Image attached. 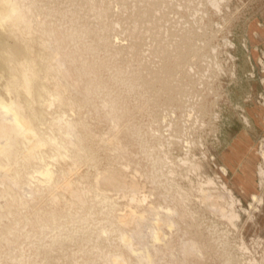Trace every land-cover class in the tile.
I'll return each instance as SVG.
<instances>
[{"label": "rangeland", "instance_id": "1", "mask_svg": "<svg viewBox=\"0 0 264 264\" xmlns=\"http://www.w3.org/2000/svg\"><path fill=\"white\" fill-rule=\"evenodd\" d=\"M5 1L0 264H264V0Z\"/></svg>", "mask_w": 264, "mask_h": 264}, {"label": "bare ground", "instance_id": "2", "mask_svg": "<svg viewBox=\"0 0 264 264\" xmlns=\"http://www.w3.org/2000/svg\"><path fill=\"white\" fill-rule=\"evenodd\" d=\"M1 1V0H0ZM7 1V0H6ZM5 1V2H6ZM32 1V0H31ZM136 1H138V0H136ZM10 2H11V0H10ZM99 2V1H98ZM106 2V1H105ZM131 2V1H130ZM171 2V1H170ZM7 3V2H6ZM34 3V2H33ZM31 4V3H30ZM145 4V3H144ZM192 4V3H191ZM83 5V4H82ZM3 6H4V4H3ZM35 6V5H34ZM140 6V5H139ZM16 6L15 5H12V4H8L7 3V5L3 8V9H0V25H2L6 20H8V18H10V12H12L14 9H16L15 8ZM73 7H75V6H73ZM130 7V6H129ZM169 8H170V6H168ZM167 7V8H168ZM78 8V7H77ZM160 8H162V7H160ZM164 8V7H163ZM89 9V8H88ZM143 9V8H142ZM119 10V9H118ZM126 10V9H125ZM77 11V10H76ZM135 11V10H134ZM143 11V10H142ZM103 12V11H102ZM129 13V12H128ZM81 14V13H80ZM104 14V13H103ZM106 14V13H105ZM86 16V15H85ZM24 17H22L21 19H20V21L21 22H23L24 21ZM19 20V19H18ZM73 21V20H72ZM90 21V20H89ZM3 22V23H2ZM7 22V21H6ZM2 23V24H1ZM146 27V26H145ZM135 28H136V26H135ZM101 30V29H100ZM86 30H84L83 28H81V30H79V31H77V33L78 34H82V33H84ZM137 34V33H136ZM73 35L74 34H68V35H65L66 36V38H67V40H71L72 39V37H73ZM65 36H62V35H60V37H59V39L60 40H62V41H64V38H65ZM101 36V35H100ZM65 41H66V39H65ZM95 41V40H94ZM92 42V41H91ZM0 43H2V40L0 39ZM97 46H98V44H96ZM95 48L97 49V47H92L91 48V50H95ZM16 52H17V48L16 47H14L13 48V53L14 54H16ZM8 56V55H7ZM6 56V53L5 52H3V51H0V63H3V62H6L7 61V57ZM75 57V54L73 55V56H70V57H65V58H63V63H68L69 61H71L73 58ZM11 59H12V57H11ZM90 65V64H89ZM99 65V64H98ZM96 63H95V67H97L98 66ZM56 66V65H55ZM92 69H94L93 67H91V65H90V67H89V71H91ZM32 74H33V72H32ZM173 76V75H172ZM172 80V79H171ZM173 81V80H172ZM107 92L108 93H110L111 92V89L110 90H107ZM120 94L118 93L117 95H116V99L118 98H120V96H119ZM106 96V95H105ZM7 106H8V109L11 111V112H14V113H17L18 114V119L15 121V122H4L5 121V119H3V117H2V119L4 120H2L1 122H0V137L1 136H3V135H7V134H9V132L10 131H17V132H19V134H24V133H28V131H34V125H33V123L31 122V121H29V116L28 115H26L25 114V112H23V109H22V105H21V103L18 101V100H12V101H10L8 104H7ZM114 112V114L112 115V118H113V120L115 119L116 120V118H120V115L119 114H115V112H117L116 110H114L113 111ZM67 123V122H66ZM67 125V124H66ZM69 129H68V133H70L71 132V130L73 129V127H74V125L73 124H70L69 126ZM32 134V133H31ZM30 134V135H31ZM65 135V134H64ZM63 135V136H64ZM69 139V138H68ZM184 143H185V141H184ZM41 145V141L39 142V146ZM0 151H2V152H4L7 156H9L10 154V158L13 156V153H14V151H13V138L10 136L9 137V139L6 141V143L5 144H1L0 143ZM226 153V152H225ZM185 156V155H184ZM180 158V157H179ZM10 164V163H9ZM1 169V168H0ZM219 169H220V171H221V167L219 166ZM1 171V170H0ZM222 173V172H221ZM47 174L48 175H46V176H48V177H52L51 176V172L50 171H48L47 170ZM7 175V174H6ZM45 176V175H44ZM258 178H259V180H263L264 179V170L263 169H260L259 171H258ZM48 183V182H47ZM103 183V182H102ZM26 186V185H25ZM106 186V185H105ZM135 187V186H134ZM222 187L223 188H225L231 195H232V197H233V199H234V201H238V202H240V203H242V199L239 197V196H236L235 195V190H234V188L232 187V186H229L228 184H227V182H225V181H222ZM139 192V191H138ZM97 193V192H96ZM140 194V193H139ZM262 196H263V194L262 195H258L255 191H253V190H251L250 191V197H251V200H253V199H256L258 202H261L262 200H263V198H262ZM143 197V196H142ZM252 202V201H251ZM249 208V207H248ZM156 211V210H155ZM134 214V211L133 212H131V213H128V214ZM158 215V214H157ZM93 216V215H92ZM141 216H142V214H141ZM152 216V215H151ZM159 216V215H158ZM166 216V215H165ZM119 217V216H118ZM131 217V216H130ZM126 218H128V216L126 217ZM143 218V217H142ZM156 218V217H155ZM55 220H57V221H59V218L56 216V218H55ZM119 220V219H118ZM162 220V219H161ZM148 221V220H147ZM154 221V220H153ZM122 222V221H121ZM124 222V221H123ZM122 222V223H123ZM163 223V222H162ZM67 224V223H66ZM156 224H158L157 223V220H156ZM145 226V225H144ZM102 230V229H101ZM68 231V230H67ZM66 231V232H67ZM143 231H145V229L143 230ZM150 232V231H149ZM73 234V233H72ZM92 235V234H91ZM103 235V234H102ZM147 235H150L149 233L147 234ZM147 235H145V236H147ZM158 233L157 232H154V237H155V239L154 240H156V239H158ZM161 235V234H160ZM162 235H163V233H162ZM161 235V236H162ZM105 236V235H104ZM143 235L140 233L139 235H138V237H142ZM62 237H64V236H62ZM163 237V236H162ZM124 239H126V240H128V237L126 238V236H124L123 237ZM130 238V237H129ZM148 238H150V237H148ZM160 238V237H159ZM181 238H183V237H181ZM90 239V238H89ZM124 239H121V240H124ZM59 240V239H58ZM150 240V239H149ZM161 240V239H160ZM136 241V240H135ZM152 241V240H151ZM62 242V241H61ZM66 242H67V240H66ZM138 242V241H137ZM141 242V241H140ZM65 243V242H64ZM127 243V242H126ZM62 244H63V242H62ZM61 244V245H62ZM145 244V243H144ZM186 244V243H185ZM137 246V245H136ZM66 248V247H65ZM128 249V248H127ZM50 250V249H49ZM145 250V249H144ZM132 251V250H131ZM132 254L134 253L135 254V252H131ZM138 253V252H137ZM142 253V252H141ZM149 253V252H148ZM46 254V253H45ZM111 254V253H110ZM116 254V253H115ZM119 254V253H118ZM139 254V253H138ZM145 254V253H144ZM147 254V253H146ZM145 254V255H146ZM122 255V254H121ZM143 255V254H142ZM149 254H147V256H148ZM140 256V255H139ZM106 257V256H105ZM104 257V258H105ZM115 259V258H114ZM148 263L149 262H151V257L150 256H148ZM146 259V260H147ZM113 260V259H112ZM117 260V259H116ZM126 260V259H125ZM111 261V260H110ZM113 262H114V260H113ZM112 262V263H113ZM117 262V261H116ZM75 263V262H74ZM119 263V262H118ZM122 263V262H121ZM141 263V262H140ZM139 264V263H138ZM150 264V263H149Z\"/></svg>", "mask_w": 264, "mask_h": 264}]
</instances>
